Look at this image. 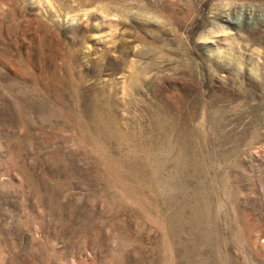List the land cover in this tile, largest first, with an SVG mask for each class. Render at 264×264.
<instances>
[{"label": "rangeland", "instance_id": "obj_1", "mask_svg": "<svg viewBox=\"0 0 264 264\" xmlns=\"http://www.w3.org/2000/svg\"><path fill=\"white\" fill-rule=\"evenodd\" d=\"M0 264H264V0H0Z\"/></svg>", "mask_w": 264, "mask_h": 264}]
</instances>
